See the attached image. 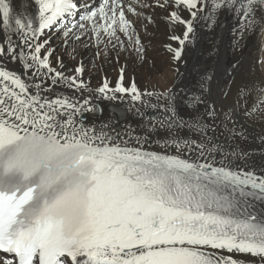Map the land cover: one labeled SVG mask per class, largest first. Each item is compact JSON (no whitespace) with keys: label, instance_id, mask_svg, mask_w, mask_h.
Masks as SVG:
<instances>
[{"label":"snow or ice","instance_id":"snow-or-ice-1","mask_svg":"<svg viewBox=\"0 0 264 264\" xmlns=\"http://www.w3.org/2000/svg\"><path fill=\"white\" fill-rule=\"evenodd\" d=\"M31 5L0 0V264H264V0Z\"/></svg>","mask_w":264,"mask_h":264},{"label":"bare ground","instance_id":"bare-ground-1","mask_svg":"<svg viewBox=\"0 0 264 264\" xmlns=\"http://www.w3.org/2000/svg\"><path fill=\"white\" fill-rule=\"evenodd\" d=\"M13 9L15 12L20 13L22 11H27L29 13H34V7L31 5V0H11ZM53 44H56L57 41L54 39ZM247 52L246 55L258 56L261 55L262 51H264V34H253L247 40ZM59 51V49H58ZM152 57L155 59L156 67L150 73L148 68L138 69L135 73L137 81L139 84L143 85L145 83L148 84H157L162 88L165 83L168 81L171 72L168 70L167 65L165 64V55L157 50L151 53ZM65 63L68 64L69 68L71 67V63L65 58ZM9 67L14 68L15 70L19 71L18 65H9ZM104 71L107 73L108 77L112 80L118 75V66L113 67L110 65H106ZM130 70V75H131ZM100 75H103L101 73ZM100 75L93 73V77L90 81L91 85L95 87L99 83ZM149 75H151V79H148ZM105 116L110 114L108 106H105ZM119 115V114H118ZM129 120L132 123H135V119L133 117H129ZM256 166L259 167L261 164L260 157H255Z\"/></svg>","mask_w":264,"mask_h":264},{"label":"rangeland","instance_id":"rangeland-1","mask_svg":"<svg viewBox=\"0 0 264 264\" xmlns=\"http://www.w3.org/2000/svg\"><path fill=\"white\" fill-rule=\"evenodd\" d=\"M257 157H259V156H257Z\"/></svg>","mask_w":264,"mask_h":264}]
</instances>
